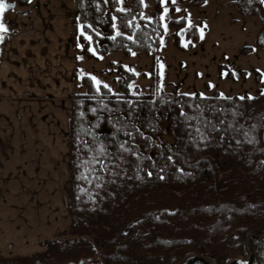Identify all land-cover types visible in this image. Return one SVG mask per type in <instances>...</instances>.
<instances>
[{"label":"trees","instance_id":"obj_1","mask_svg":"<svg viewBox=\"0 0 264 264\" xmlns=\"http://www.w3.org/2000/svg\"><path fill=\"white\" fill-rule=\"evenodd\" d=\"M227 5L258 19L264 52L263 0ZM152 7L146 20L141 0L126 10L120 0H73L74 41L92 60L152 56L165 40L161 0ZM167 26L175 49L199 42L185 16ZM110 68L118 92L82 76L71 100L70 227L42 241L45 251L0 264H264V91L163 92L152 63L148 93L139 94L134 73Z\"/></svg>","mask_w":264,"mask_h":264},{"label":"crops","instance_id":"obj_2","mask_svg":"<svg viewBox=\"0 0 264 264\" xmlns=\"http://www.w3.org/2000/svg\"><path fill=\"white\" fill-rule=\"evenodd\" d=\"M0 14V260L45 251L70 227V113L78 87L73 0Z\"/></svg>","mask_w":264,"mask_h":264},{"label":"rangeland","instance_id":"obj_3","mask_svg":"<svg viewBox=\"0 0 264 264\" xmlns=\"http://www.w3.org/2000/svg\"><path fill=\"white\" fill-rule=\"evenodd\" d=\"M141 1L142 18L149 20L153 13L152 0ZM190 1L161 0L165 40L156 54L146 56L135 53L125 58L114 53L96 60L79 59L76 93L83 91L80 83L82 76L90 77L96 85L101 84L114 93L118 92L116 84L112 82L113 68H110V64H113L114 67L121 65L135 74L136 78L130 84L132 92L136 93V90L139 94H147L151 81L143 74L148 75L152 63L157 67L159 86L163 92H170V85L178 93H199L202 96H210L213 92L223 97L252 96L257 90L264 91V52L255 46L258 19L241 16L236 9L227 5L233 0H203L196 7H189ZM167 2L175 7L174 11L169 10ZM129 5L130 0H120L122 10L128 9ZM183 16L187 19V28L199 26L200 39L191 49L180 51L172 45L167 23ZM242 48L251 51L241 52ZM228 73L231 74L230 78ZM203 259L213 264L212 259Z\"/></svg>","mask_w":264,"mask_h":264},{"label":"snow or ice","instance_id":"obj_4","mask_svg":"<svg viewBox=\"0 0 264 264\" xmlns=\"http://www.w3.org/2000/svg\"><path fill=\"white\" fill-rule=\"evenodd\" d=\"M9 7V5L5 4L3 2V0H0V14H3V12L5 11V9ZM0 31H4L3 25L0 24Z\"/></svg>","mask_w":264,"mask_h":264},{"label":"water","instance_id":"obj_5","mask_svg":"<svg viewBox=\"0 0 264 264\" xmlns=\"http://www.w3.org/2000/svg\"><path fill=\"white\" fill-rule=\"evenodd\" d=\"M258 205H264V202H259ZM249 257H250V255L248 254V257H247L245 260H248ZM233 261H234V260H233ZM233 261H232V262H233ZM232 262H231V263H232ZM70 264H74V263H70ZM77 264H82V262L80 261V262L77 263ZM229 264H230V263H229Z\"/></svg>","mask_w":264,"mask_h":264}]
</instances>
